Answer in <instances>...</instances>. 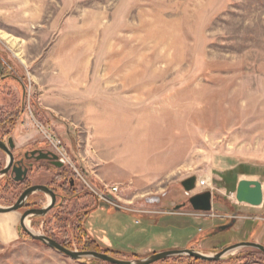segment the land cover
Instances as JSON below:
<instances>
[{
	"label": "rangeland",
	"instance_id": "1",
	"mask_svg": "<svg viewBox=\"0 0 264 264\" xmlns=\"http://www.w3.org/2000/svg\"><path fill=\"white\" fill-rule=\"evenodd\" d=\"M0 59L17 77L0 83V115L25 102L10 135L16 149H49L48 137L58 136L91 187H119L117 208L91 195L69 166L79 197L65 208L94 207L83 226L112 255L134 260L187 248L214 255L241 241L264 245V202L236 197L242 179L261 181L264 190V0H0ZM6 159L0 150L2 165ZM192 176L196 188L186 192L182 182ZM50 181V172L31 175L32 185ZM7 185L0 176L1 207L23 188ZM206 191L212 210L195 211L189 199ZM33 197L42 206L50 200ZM23 213H0L1 228L2 218L17 216L11 240L0 229V264L91 262L31 238ZM27 226L63 240L52 214L30 216ZM252 258L264 262L244 247L216 262L178 264Z\"/></svg>",
	"mask_w": 264,
	"mask_h": 264
},
{
	"label": "water",
	"instance_id": "2",
	"mask_svg": "<svg viewBox=\"0 0 264 264\" xmlns=\"http://www.w3.org/2000/svg\"><path fill=\"white\" fill-rule=\"evenodd\" d=\"M16 147L13 137H9L8 142L0 140V149L5 151L8 155V162L5 168L0 170V176H4L9 173L13 164H14V154L12 150ZM36 152H39V156L37 159H48L52 160L53 164L58 167L62 166L57 159V155L51 151H33L32 154L34 155ZM19 163V162H18ZM27 169L23 170L21 166L15 165L13 167V173L16 174L14 180L17 182L23 181L27 175ZM197 178L196 176H192L187 178L182 182V185L186 192H191L196 188ZM36 192H42L50 197L49 202L43 208L31 209L24 212L20 218V225L23 230L33 239L43 242L47 244L49 247L53 248L60 253L71 257L77 261H84L87 258L98 259L100 261L109 263V264H154L156 262L162 261L167 258L175 257V256H192L201 260L205 261H219L225 257V255L229 252H232L239 248H252L257 249L264 253V245L253 242V241H241L235 244H232L220 252L215 253L214 255H207L201 252H198L194 249L187 248V249H173L163 252H158L150 255L144 259H134V260H125L118 257L111 256L107 253L102 252H93V251H79L76 249H69L65 247L63 244L58 242L57 240L46 236L45 234H35L30 227L26 226L25 220L31 217H45L52 208H54L56 204V194L53 190H51L46 185H32L28 187L18 198V200L11 206L8 207H1L0 206V213L6 214L14 211L20 210L26 203L27 199ZM236 197L237 200L241 203H247L252 206H261L264 202V190H263V183L258 180H247L242 179L238 182L237 190H236ZM150 202H160V197H154L150 199ZM190 205L193 207L195 211L201 212H210L212 210V192L206 191L200 194H196L189 199ZM182 205H178L175 207V210L180 209ZM232 224L224 225L221 228L226 229L231 227Z\"/></svg>",
	"mask_w": 264,
	"mask_h": 264
},
{
	"label": "flooded vegetation",
	"instance_id": "3",
	"mask_svg": "<svg viewBox=\"0 0 264 264\" xmlns=\"http://www.w3.org/2000/svg\"><path fill=\"white\" fill-rule=\"evenodd\" d=\"M16 79H17V77L14 74V70H13V68H11L10 63L8 61H6L5 59H2V60L0 59V83L15 82ZM19 84H21V83H19ZM26 95H27V92L25 91L24 92L25 98H26ZM9 137L10 136L7 137V141L5 140V138L3 139V141L8 142ZM0 150L7 157L4 165H2V168L0 169V170H2L7 165L8 155L2 149H0ZM38 150L50 151L49 149H47L46 146H36L33 148L24 149V150H22V149L18 150L15 147L12 150V152L14 154V164H13L11 170L9 171V173L2 176V177H7V182L13 181L16 184L20 183L21 184L20 186L23 187L21 189V194H22L28 187L32 186L31 175H33L35 173L41 174L42 172H45V173L50 172L51 181H50V183L45 184V185L54 191L57 199H56V204H55L54 208H52L51 211L46 216H49L51 214H56V213L59 214L63 210L62 204H64V203L66 204L69 201L73 200L75 195L77 194V192L74 191V189H76V187H77V183L75 180L76 175L74 174L73 169H71L68 165H65L62 162H60L59 159H57V160L60 163H62L61 167H58L55 164H53L52 160L37 159L36 157L39 156V152H36L34 155L32 154V152L38 151ZM15 165L21 166L23 170H25V169L28 170L27 175L23 181L17 182L14 180V177L16 176V174L13 173V167ZM35 185H42V184H35ZM34 194H32L27 199L25 205L20 210H22L23 212H26L27 210L43 208L46 206V205L45 206L40 205L37 202L38 200L35 197H33ZM90 194L93 195L92 193H90ZM94 197L96 198V196H94ZM212 197H213V195H212ZM183 206H186V204H183ZM22 230H23V228H22ZM45 235L50 237V238L55 239L54 236H49V235H47V233Z\"/></svg>",
	"mask_w": 264,
	"mask_h": 264
},
{
	"label": "trees",
	"instance_id": "4",
	"mask_svg": "<svg viewBox=\"0 0 264 264\" xmlns=\"http://www.w3.org/2000/svg\"><path fill=\"white\" fill-rule=\"evenodd\" d=\"M24 106L25 102H23V107L19 109H14L11 110L10 112H2L0 115V140H3L7 136L11 135V132L15 129L17 122L20 121L23 113H24ZM2 168V164L0 162V169ZM21 184L14 183L13 181H8L7 187L11 188H18ZM76 191V189H74ZM79 195H75L74 198H78ZM66 204H62V212L59 214H52L55 222L60 226L61 228H64V233H63V240L59 241L57 237L55 239L63 244L65 247L69 249H73L74 243H76L78 250L79 251H93V252H102V253H107L111 256L117 257V255H112V253H115L108 248H105L101 246L96 240L90 238L88 235L85 227L83 226L84 219L89 215L90 211L94 208L91 207L90 205L85 206L83 209L84 210H79L77 207V203H75V207L73 210L70 212L65 208ZM47 217V216H46ZM42 218V217H38ZM52 218V217H51ZM73 219L72 223H69V221ZM50 221V220H49ZM47 235L52 236L47 233ZM257 253L264 255L263 252L255 249ZM111 252V254H110ZM136 255H134L135 257ZM138 259L139 257H135ZM170 259H175V263H183L185 261H197V262H210V261H205L201 260L192 256H175L171 258L164 259L162 261L168 262ZM234 259L233 257L230 258V260ZM216 262V261H213ZM88 263V262H87ZM99 263H104L103 261H100L98 259H92L90 263L88 264H99ZM246 264L250 263H264L260 259L252 258V259H247ZM109 264V263H108Z\"/></svg>",
	"mask_w": 264,
	"mask_h": 264
},
{
	"label": "built area",
	"instance_id": "5",
	"mask_svg": "<svg viewBox=\"0 0 264 264\" xmlns=\"http://www.w3.org/2000/svg\"><path fill=\"white\" fill-rule=\"evenodd\" d=\"M48 140L50 142V151L53 152L58 156V159L60 162H62L65 165L71 166L77 175H79L84 182L87 183V181L83 178V176L80 174L79 170L72 164L70 161V156L68 154V150L58 136H49ZM88 184V183H87ZM89 192L92 193L96 198H98L99 201L106 200L108 203L113 204L115 207L120 208L118 204V199L114 193H117L119 191L118 186L110 187L107 191H101L94 187H91L89 184Z\"/></svg>",
	"mask_w": 264,
	"mask_h": 264
},
{
	"label": "crops",
	"instance_id": "6",
	"mask_svg": "<svg viewBox=\"0 0 264 264\" xmlns=\"http://www.w3.org/2000/svg\"><path fill=\"white\" fill-rule=\"evenodd\" d=\"M16 219H17V216H15V215H10L8 217L1 219V223L5 222V223H3L4 226L2 228L0 226L3 241L6 238H9L10 240L12 239L13 236H12L11 224L13 222H15ZM252 264H259V263H252Z\"/></svg>",
	"mask_w": 264,
	"mask_h": 264
},
{
	"label": "bare ground",
	"instance_id": "7",
	"mask_svg": "<svg viewBox=\"0 0 264 264\" xmlns=\"http://www.w3.org/2000/svg\"><path fill=\"white\" fill-rule=\"evenodd\" d=\"M25 224H26V226H27V224H28V219L25 220Z\"/></svg>",
	"mask_w": 264,
	"mask_h": 264
}]
</instances>
